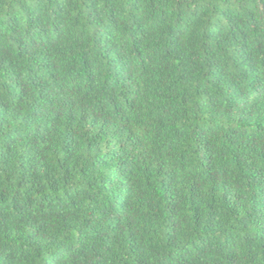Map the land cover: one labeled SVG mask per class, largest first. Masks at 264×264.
Here are the masks:
<instances>
[{"label": "trees", "instance_id": "obj_1", "mask_svg": "<svg viewBox=\"0 0 264 264\" xmlns=\"http://www.w3.org/2000/svg\"><path fill=\"white\" fill-rule=\"evenodd\" d=\"M0 264H264V0H0Z\"/></svg>", "mask_w": 264, "mask_h": 264}]
</instances>
